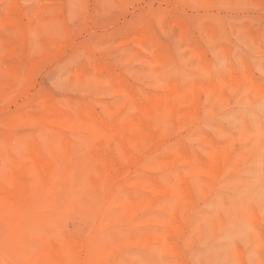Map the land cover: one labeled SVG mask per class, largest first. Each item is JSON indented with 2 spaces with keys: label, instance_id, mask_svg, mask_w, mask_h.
I'll list each match as a JSON object with an SVG mask.
<instances>
[{
  "label": "rangeland",
  "instance_id": "374dc122",
  "mask_svg": "<svg viewBox=\"0 0 264 264\" xmlns=\"http://www.w3.org/2000/svg\"><path fill=\"white\" fill-rule=\"evenodd\" d=\"M0 264H264V0H0Z\"/></svg>",
  "mask_w": 264,
  "mask_h": 264
}]
</instances>
